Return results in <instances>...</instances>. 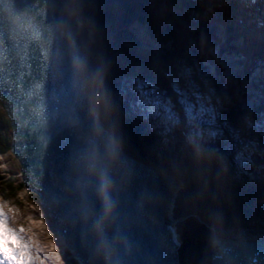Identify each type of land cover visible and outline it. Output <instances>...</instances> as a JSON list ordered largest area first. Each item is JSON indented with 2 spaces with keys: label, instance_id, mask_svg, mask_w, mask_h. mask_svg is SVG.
<instances>
[{
  "label": "water",
  "instance_id": "95a60500",
  "mask_svg": "<svg viewBox=\"0 0 264 264\" xmlns=\"http://www.w3.org/2000/svg\"><path fill=\"white\" fill-rule=\"evenodd\" d=\"M0 22L11 151L74 257L182 264L170 217L179 178L136 164L92 106L94 31L65 0H0ZM213 250L214 264H264V239H216Z\"/></svg>",
  "mask_w": 264,
  "mask_h": 264
},
{
  "label": "trees",
  "instance_id": "16d2710c",
  "mask_svg": "<svg viewBox=\"0 0 264 264\" xmlns=\"http://www.w3.org/2000/svg\"><path fill=\"white\" fill-rule=\"evenodd\" d=\"M67 2L78 8L80 18L88 22L96 35V41L92 46L96 65L92 85L96 86L99 81L107 90L114 84L116 76L131 77L127 78L130 84L134 77H140L144 80H151L152 78L156 80L159 77L157 83L162 85V80H164L165 83L163 82L162 86L169 89V95L178 102V96L172 95L175 90L173 78L180 77L176 65L187 66L185 57L191 60L196 55L193 54V48L191 45L189 46V43L185 46L182 45L184 44L182 40L184 42L188 40L183 35L186 30L182 28V24L177 20L173 24L170 23L169 17L164 14L163 8L164 5L166 8H175L178 7L179 3L181 5L186 3L188 6L187 0H67ZM255 2L263 10L264 0H256ZM140 12H143V14ZM135 18L146 23L147 33L152 41L154 39L157 41L156 43L161 42V40H164L163 36H166V40H173L171 44L172 46L174 45L175 49L172 50L170 62L167 61L166 67L163 62L165 56L158 55L157 49L142 46L134 41V35L129 30V26L135 21ZM259 26L264 28L262 23H259ZM258 30L257 28L255 29V31ZM246 39L249 38L246 37ZM245 44L247 45L248 43ZM246 45L244 46L246 47ZM197 59L199 60L198 62L203 64L201 67H205L204 60L200 59V57ZM158 64L164 67L160 73L157 69ZM165 71L168 72V80L165 76ZM197 81L204 89H211L221 94L220 96L223 97L227 113L232 119L244 123L245 116L253 114L249 107L241 108L240 102L233 106V103L226 102L225 94L222 92L220 84L213 83V79L211 81L209 79L210 84L214 86L213 88L202 84L201 79L197 78ZM177 107L181 108L179 103ZM177 107L175 108L178 109ZM4 109V105L0 100V153H8L12 147L11 121ZM256 135L261 143L263 141L262 134L257 131ZM129 148L131 152L135 151L132 145ZM195 161L198 163V160ZM247 162V160L244 161V165ZM176 170L181 172L179 169ZM198 170L201 171V169ZM188 171H190L188 168H184L182 171L187 190H184L179 195L176 214L189 212L190 202L194 198H198L202 202V208L198 212L208 222L220 226L235 225L236 221L232 222L230 219H226V215L230 213L232 205H235V203L245 205L249 201H240L234 195L233 189L235 188L232 186L233 184H230L231 181L227 183L224 177H219L214 182L211 181L213 183L211 185L208 182L210 180H207L205 186V182L202 181V179H206L205 176L201 179L202 175H192ZM192 177H194L195 183ZM200 179L201 181H199ZM24 188V183L20 177H7L0 173V190L5 193L7 198H9L8 200L16 199V195ZM179 230L182 232L184 239V244L180 249L181 263L212 264L211 261L208 263L202 257L209 248L208 239L213 237V231L196 218H188L184 223H180Z\"/></svg>",
  "mask_w": 264,
  "mask_h": 264
},
{
  "label": "rangeland",
  "instance_id": "374dc122",
  "mask_svg": "<svg viewBox=\"0 0 264 264\" xmlns=\"http://www.w3.org/2000/svg\"><path fill=\"white\" fill-rule=\"evenodd\" d=\"M217 8L220 12L219 15H217L218 17L220 16L221 18L226 20L227 18L232 16V11H229L226 8L224 9V6L217 5ZM244 9L252 14L250 15L251 16L250 18L254 19L253 17L256 16L255 18L256 22L258 21V17L260 16L257 12L258 9L256 8V4H252L250 7ZM140 13L143 14V12ZM168 13L170 14L171 20L175 18V14L173 12L168 11ZM247 17H249V15H247ZM188 18L190 19L191 17L188 16ZM256 22H251L248 25L250 31H252V29L254 28L258 29V24H256ZM244 23L246 25L248 24L246 21ZM185 25L186 27H189L191 23H186ZM256 25L257 27H255ZM182 26L184 25L182 24ZM192 26H194L192 33L184 32L183 35L188 40L185 39L186 42L182 40V43H184L182 45L185 46L187 45V43H189V46L191 45V47L193 48L194 51L193 54H195L196 56H193L191 60L185 57L186 58L185 60L187 61V66L176 65L180 77L173 78L176 87L179 84L180 86L183 85V88L181 87V89H179L178 91L180 98H182V106L184 108L186 107V112H187L186 116H188V119L190 120L189 124L187 125V129H189L191 135H192L191 133L192 130H194L196 127L195 125L200 123L201 118H203L202 116L205 115L204 112H212V110H216V109L219 111L220 108L222 109L225 107L223 103V97L220 98L219 95H216L217 98H214L211 95H206L203 93L198 94L197 86H199L200 83H198L197 78L201 79L202 84H205L208 87H212V84H207V83L209 82V79L210 81L213 79V83L218 82L217 79L218 76L216 75L215 72V66L217 64V61H219V63L223 66L222 71L225 73V79L228 82L232 80L235 81L242 80L245 85L249 86V84L253 81L244 74L243 71L244 68L243 69L242 67L240 68V63H238L239 61H237V58L234 53L235 45L232 44L233 40L232 38H229L227 34H225L221 30L222 29L221 24L214 22H210V23L203 22L201 18H198L197 22H195ZM129 30L133 33L134 41L136 43H139L142 46H148L151 48L153 47L157 49L158 55L161 56L164 55L165 56V60H163L164 66L165 67L167 66V61L170 62V54L172 50L175 49L174 45L172 46L171 44L173 40L170 41L166 40L167 39L165 38L166 36H163L164 40H161L164 41L163 43L161 42L156 43L157 41H155L154 39L152 41V39L149 37L147 33L146 23L142 22L138 18H135V21L131 23V25L129 26ZM257 32L261 33L259 30L256 32H250L249 37L254 42L261 43L260 41H258V37L256 36ZM262 34H264V32H262ZM221 48H223L222 54H220ZM214 52H216L217 55H215ZM198 57L204 60L205 67L203 68L201 67L203 64L198 62L199 61L197 59ZM250 66L251 64L248 67ZM163 68L164 67L161 64H158L157 69L159 70V73L163 70ZM248 70L249 69H247L246 71ZM164 73L168 80V72L165 71ZM221 75L223 77L221 78L220 83H223L224 75L223 74ZM92 76L93 77L95 76V71ZM157 80H159V77L156 80L154 78H152L151 80H146L147 82L145 83L147 84L146 85L147 87L145 89L150 92L153 88H149V84L153 85V83H157ZM162 81L165 83L164 80ZM162 85L158 84V86H160L162 90H166L167 88ZM113 87H116L115 88L116 92L117 94H119L120 93L119 86L116 85ZM246 90L249 91V94L251 93V89L247 88ZM224 94L226 95L225 92ZM156 95H157V90L153 91V96ZM225 95L224 97L226 99ZM131 97L132 94L130 93L129 102ZM144 98H145V94H142V100ZM227 99L230 100V97L228 95H227ZM189 106H191L192 108L191 115H189L187 111ZM118 109L121 112L124 111L122 108L120 109V107ZM114 110L118 112V110L116 109ZM4 111L6 112L5 109ZM125 118H126L125 125L128 127L129 126L132 127V124L140 123V121L133 118L129 110ZM214 119H215V115L213 113L210 116L208 115L207 120H214ZM189 146L190 145H187L186 147ZM186 147H182V150L184 152L187 150ZM14 156L15 155L13 153L0 155V170L2 171V173L6 174L7 177L9 176L19 177L21 174L20 162L18 158ZM8 199L9 198H7L5 193L2 190H0V210H3L4 214L8 217L4 225V228L14 230V234L13 232L6 233L4 231V228H0V231H4L5 238L7 237L6 238L7 241L11 237L16 239L17 235L22 237V239L18 241V244L19 247L23 245H27V251L30 253V257L28 259L29 264H79L77 259L73 258L68 250L67 251L65 250V246L63 244L62 245L60 244L61 238L56 232L55 224L53 220L50 218L47 210L41 205L40 201L38 200L37 194L31 192L27 188H24L16 195V199L14 198L13 200H8ZM178 202H179V197L176 200L177 204L175 208H177ZM218 230L225 231L224 229H218ZM227 233H232V232L229 231ZM6 234H8V236H6ZM256 234L257 232L254 233V235ZM210 248H208L207 252H205L202 257V259L208 263L211 261L209 258Z\"/></svg>",
  "mask_w": 264,
  "mask_h": 264
},
{
  "label": "snow or ice",
  "instance_id": "6c2138e0",
  "mask_svg": "<svg viewBox=\"0 0 264 264\" xmlns=\"http://www.w3.org/2000/svg\"><path fill=\"white\" fill-rule=\"evenodd\" d=\"M18 23L20 24V26L23 28L26 25V22L23 21L21 18H17ZM3 32V24L2 22H0V33ZM0 38H3L2 36H0ZM11 93H8V96L10 97ZM142 103L146 104V105H150L152 103L151 98L145 94V98L141 101ZM189 115H191L192 112V108L191 106L188 107L187 109ZM169 117L174 119V114L169 112ZM31 186V185H30ZM8 217L4 214L3 210H0V228H4V225L7 221ZM4 231L7 232H13L14 234V230L12 229H7L4 228ZM16 239L19 241L20 239H22V237L20 236H16ZM27 251V245H23L21 246L19 249L17 248H13L11 251V255H9L8 252H2L0 253V255H2L6 260H10V264H29L25 253ZM12 257H15V259H12Z\"/></svg>",
  "mask_w": 264,
  "mask_h": 264
},
{
  "label": "bare ground",
  "instance_id": "6f19581e",
  "mask_svg": "<svg viewBox=\"0 0 264 264\" xmlns=\"http://www.w3.org/2000/svg\"><path fill=\"white\" fill-rule=\"evenodd\" d=\"M247 1H249V0H247ZM261 16V15H260ZM245 17H243L242 16V20L244 19ZM248 20H250V19H248ZM245 22V21H244ZM247 22V21H246ZM260 23V21H259V17H258V21L256 22V24H259ZM262 28V27H261ZM255 29V28H254ZM256 32V31H255ZM262 32H264V30L262 31ZM125 35V34H124ZM96 67V66H95ZM94 72V71H93ZM101 76V75H100ZM92 78V77H91ZM119 98V97H118ZM138 109V111L140 112V108H137ZM139 117V116H138ZM150 128H152L151 126H149ZM142 128H145V127H142ZM182 187V182H178V184L174 187V198H173V203H175L176 202V200H175V196L177 195V193H178V191H179V189ZM177 204V203H176ZM174 206V204L172 205V207ZM172 207H171V212H170V217H171V214H172V212H173V209H172ZM2 234L4 235V232L2 231ZM3 238H4V236H3ZM4 240H5V238H4ZM0 242H1V246H0V253H2V252H6V249H7V246H6V242H3V239L0 237ZM6 243V244H5ZM180 244H181V242H179V246H180ZM44 251V250H43ZM42 253H44V252H42ZM0 256H2V255H0ZM3 257V256H2ZM26 258H27V256H26ZM13 259V258H12ZM4 263V261H2V259L0 258V264H3Z\"/></svg>",
  "mask_w": 264,
  "mask_h": 264
}]
</instances>
